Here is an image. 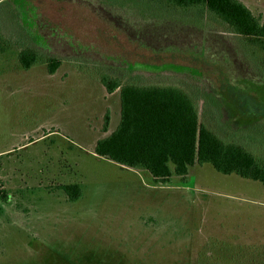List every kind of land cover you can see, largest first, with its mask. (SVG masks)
I'll return each instance as SVG.
<instances>
[{
  "label": "rangeland",
  "instance_id": "374dc122",
  "mask_svg": "<svg viewBox=\"0 0 264 264\" xmlns=\"http://www.w3.org/2000/svg\"><path fill=\"white\" fill-rule=\"evenodd\" d=\"M239 1L264 21V0ZM23 49L38 54L28 68ZM102 74L189 86L201 118L216 89L236 118L211 108L208 120L264 158V49L204 7L0 0V264H264L260 182L204 163L160 184L94 152L120 119L119 90L107 93ZM74 183L70 201L61 186Z\"/></svg>",
  "mask_w": 264,
  "mask_h": 264
},
{
  "label": "trees",
  "instance_id": "16d2710c",
  "mask_svg": "<svg viewBox=\"0 0 264 264\" xmlns=\"http://www.w3.org/2000/svg\"><path fill=\"white\" fill-rule=\"evenodd\" d=\"M160 1L167 6L183 9L204 7L224 23L230 32L243 37L249 45L264 49V21L239 0ZM18 58L21 65L28 68L36 63L38 54L31 49H23ZM58 63L53 59L48 61L50 73L54 72ZM129 65L155 71L171 69L176 73L182 69L196 71L190 66L173 64ZM101 82L107 93L119 90L120 119L109 135L97 140L94 147L97 155L126 168L147 171L152 180L160 184L167 183L172 175L185 180L189 168L194 164L209 163L222 174L234 173L258 181L264 187V158L258 157L241 143L226 140L219 133L222 130L219 131L211 124L210 115L214 112L210 114V109L221 110L226 102L216 89L207 96L209 105H205V112L208 120L206 116L200 117L197 93L192 92L189 86H180L174 82L121 84L119 79L105 74L101 75ZM222 110L228 111L229 118H236L232 116L235 112L226 108ZM107 125L108 115L105 114L104 129ZM61 189L70 201L81 196L78 184H64ZM7 198L4 191L0 190V199L5 201Z\"/></svg>",
  "mask_w": 264,
  "mask_h": 264
}]
</instances>
